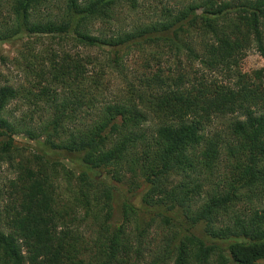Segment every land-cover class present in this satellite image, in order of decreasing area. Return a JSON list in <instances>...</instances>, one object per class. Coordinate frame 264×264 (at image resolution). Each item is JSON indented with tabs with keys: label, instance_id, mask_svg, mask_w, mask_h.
Here are the masks:
<instances>
[{
	"label": "trees",
	"instance_id": "1",
	"mask_svg": "<svg viewBox=\"0 0 264 264\" xmlns=\"http://www.w3.org/2000/svg\"><path fill=\"white\" fill-rule=\"evenodd\" d=\"M52 1L11 0L0 29V44L23 43L26 81L35 77L0 84V164H17L0 184V264H129L152 228L163 239L148 264H264V66L241 67L252 50L264 61V0H142L157 3L156 15L110 35L115 10L140 0H63L51 16ZM109 72L125 86L101 102ZM20 98L42 116L22 149L7 114ZM225 116L236 117L228 134L211 133ZM50 169L79 186L63 209ZM104 171L146 186L141 208L123 203L119 226ZM95 190L109 201L98 234L83 241L75 222Z\"/></svg>",
	"mask_w": 264,
	"mask_h": 264
},
{
	"label": "rangeland",
	"instance_id": "2",
	"mask_svg": "<svg viewBox=\"0 0 264 264\" xmlns=\"http://www.w3.org/2000/svg\"><path fill=\"white\" fill-rule=\"evenodd\" d=\"M163 0H161L162 2ZM185 1L189 0H164V3L169 6H177L180 5L179 3H184ZM158 2V1H157ZM159 7L162 9V4L160 2ZM157 3L147 4V2H143L142 0L139 1V6L137 9L132 10L128 5L125 6L123 9L117 8L116 11V18L112 22V27L108 28L106 31L107 34L110 35V31L115 29V31L126 29L132 27L140 22L148 21L151 17H154L152 11H154L155 5ZM177 4V5H175ZM60 5H63V0H53L52 6L55 7V11H48L47 13L51 16L56 15L59 12ZM11 7L12 2L11 0H0V29H3L7 24L10 22L12 18L11 15ZM180 7V6H177ZM182 7V6H181ZM129 11H137L135 14ZM139 11V12H138ZM129 12V13H128ZM45 14V13H44ZM45 15H43L44 17ZM11 17V18H10ZM95 30L99 29V24L94 26ZM102 29V28H101ZM100 30V29H99ZM103 31V29H102ZM24 45L21 41L15 44H0V84L6 85H14L18 87L22 84L33 83L34 79L29 77L31 82H27L25 78V74L23 71V57L20 54V51L23 49ZM71 44H69V48ZM40 47H38L39 51ZM26 50V49H25ZM80 55L86 56L88 53L92 55L98 54L95 51H87L85 49H77ZM135 57L132 58L129 65H135ZM264 66V61L260 57V55L255 52L254 50L250 51L247 56L241 61L242 70L245 72H252L254 70L260 69ZM104 85L106 86V90L103 92H98V99L99 101H108L114 100L117 96H119L121 90L125 86L124 79L117 73V72H109L104 81ZM43 102V101H42ZM42 103H40L41 105ZM44 104V103H43ZM39 105V107H40ZM45 105V104H44ZM42 107V105H41ZM38 107L33 104L31 100L20 98L15 100L11 103L7 108V114L11 117H8L10 121H14L16 125H18V129L20 132L15 136L16 146L18 148H23L30 144V140L26 134V131L30 128L34 127L35 124L39 123L41 115L38 114ZM236 117H217L214 119L213 123L211 124V133H221L228 134L229 132V124L231 121H234ZM2 139L0 138V142ZM19 158V157H18ZM53 160H59L61 164L66 165L68 168H73V163L66 159L63 156L55 155L53 156ZM16 168L17 164L13 163H2L0 164V184L7 187L9 181L16 176ZM105 178L103 181L105 182L104 185L108 186L111 190L110 193L113 195V200L110 202L106 194L104 192H97L93 194L90 192L91 195V210H89L88 215L84 213L85 211L82 210L79 212L78 218L76 219L75 225L79 230V234L82 236L81 240H88L90 241L93 236L98 234V231L101 229V222L102 219L104 220V213H105V206L107 202L112 203L113 206V218L111 220L112 225L119 226L123 221V203L126 201L131 202L137 208L142 207V196L146 192V186L144 182L139 177H133L131 174H121V179L115 180L112 178V175L109 172L104 171ZM50 181L57 187V198H58V206L59 209H63L66 204L72 198L73 192H78L79 186L75 184H70L68 178H66V174L64 171L59 169V171L53 172L51 169L48 172ZM98 186V185H94ZM75 187L73 190L72 188ZM91 189V188H90ZM89 189V191H90ZM72 192H68L70 191ZM101 195L100 200L96 201L94 197ZM261 205H264V198L261 200ZM157 209V208H156ZM148 218V217H147ZM69 224H72L70 220H68ZM129 231L131 232V239L135 237L136 229L135 223H130ZM196 232L200 234V229L197 228ZM163 239V232L158 230V228H152L147 237L144 238V255L140 256L139 258L132 259L129 264H148L150 258V254L152 249L156 248V246L161 242ZM135 242V239L132 240ZM150 243V245H149ZM149 245V246H148Z\"/></svg>",
	"mask_w": 264,
	"mask_h": 264
}]
</instances>
